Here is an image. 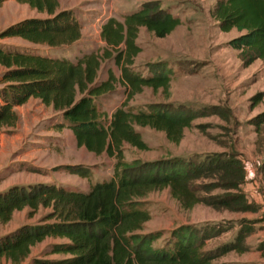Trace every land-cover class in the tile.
Listing matches in <instances>:
<instances>
[{
  "label": "trees",
  "instance_id": "trees-1",
  "mask_svg": "<svg viewBox=\"0 0 264 264\" xmlns=\"http://www.w3.org/2000/svg\"><path fill=\"white\" fill-rule=\"evenodd\" d=\"M6 1L0 0V6ZM16 1L46 17L16 22L0 32V40L18 38L55 50L81 39L79 21L69 10L58 11L56 0ZM210 16L222 33L236 30L240 34L226 45L238 52L242 67L257 60L264 66V0H216ZM180 25V19L158 3L146 2L122 21L108 18L99 32L103 47L74 61L0 45V132L16 125V108L33 98L57 113L54 128L70 130L78 148L115 159L111 179L96 183L86 192L49 183L15 185L0 192L2 225L24 209H28L29 216L43 211L36 224L23 225L0 237V260L23 264L32 248L47 239L63 242L52 244L49 252L33 258L30 264H214L230 252L246 251L244 241L254 232L253 222L246 219L238 221L233 240L213 248H206L213 237L207 225H180L161 247L154 246L162 236L159 232L143 233L151 220L143 199L162 190H167L184 211L203 205L217 212H255L256 206L242 190L244 163L232 146L226 153L204 157L169 156L126 162L123 156L124 144L138 151L149 150L134 127L161 132L168 143L178 145L197 118L216 115L228 120V107L194 110L182 104L163 103L150 104L146 110L120 107L109 119L100 109L101 100L117 84L130 99L144 88L169 94L171 70L157 63L147 66L146 76L135 71V59L141 53L136 41L142 28L163 39ZM104 61L113 63L120 73L118 77L108 70L106 80L97 81ZM263 97L264 93L252 97V105ZM250 123L260 133L264 111ZM69 172L86 177L80 168H70ZM257 250L264 251V241ZM50 255L63 257L47 259Z\"/></svg>",
  "mask_w": 264,
  "mask_h": 264
},
{
  "label": "rangeland",
  "instance_id": "rangeland-1",
  "mask_svg": "<svg viewBox=\"0 0 264 264\" xmlns=\"http://www.w3.org/2000/svg\"><path fill=\"white\" fill-rule=\"evenodd\" d=\"M56 1L58 11L69 10L79 21L81 39L78 42L55 50L30 45L18 38L1 39L0 45L63 56L74 61L83 54L103 47L99 32L108 18L122 21L126 14L136 11L143 3L156 2L181 21V25L166 38L158 39L142 28L136 41L141 53L135 59V71L146 76L149 74L147 66L157 63L171 70L169 94L144 88L130 99L125 89L117 84L114 91L101 100L100 109L108 119L120 107L146 110L150 104L161 103L173 106L182 104L194 110L215 105L232 109L228 120L216 115L194 120L193 127L184 131L178 145L168 143L161 132L134 127L149 150L138 151L124 144V161L147 162L169 156L204 157L226 153L232 146L233 150L241 153L236 152L250 169L260 166L262 158H254L256 151L250 139L252 126L247 121L251 119L252 112L264 111V97L260 104L252 105V97L264 92V71L260 62L242 67L238 52L227 47L226 43L236 32L222 33L211 18L210 10L216 0ZM33 17L44 18L46 14L38 13L16 0H7L0 6V32L18 21ZM108 70L116 77L120 74L111 61H104L97 81L106 80ZM2 87L0 84V90ZM16 113V125L0 132V192L11 186L36 183L63 185L86 192L96 183L111 179L115 159L105 153L96 156L84 148H78L70 130L58 131L54 128L59 116L50 107L32 98L16 108ZM240 136L245 138L241 140ZM68 168H80L86 177L71 174ZM143 201L151 214V220L145 224L143 233L159 232L162 235L154 243L155 247L163 246L169 233L180 225H207L210 228L207 232L213 237L206 248L233 240L239 226L240 215L236 213L217 212L203 205H197L190 211L181 210L167 190L152 192ZM42 215L43 211H39L29 216L28 209L14 213L9 223L0 224V237L23 225L36 224ZM251 236L244 241L246 251L230 252L218 258L214 264H264V251L257 250L264 240V230L256 226ZM60 242L63 241L47 239L36 245L23 264H30L33 258L49 252L52 244ZM62 257L50 255L46 258L58 260ZM0 264L10 263L2 259Z\"/></svg>",
  "mask_w": 264,
  "mask_h": 264
},
{
  "label": "crops",
  "instance_id": "crops-1",
  "mask_svg": "<svg viewBox=\"0 0 264 264\" xmlns=\"http://www.w3.org/2000/svg\"><path fill=\"white\" fill-rule=\"evenodd\" d=\"M232 31L236 32V35L233 36L232 38H235L238 35H240L236 30H231L230 32H232ZM257 62H260V65H262V71H264V66H263L262 62L260 60H257L254 63H257ZM262 77L264 78V75ZM262 93H264V92H262ZM260 103H258V104H260ZM229 109L232 110L231 108H229ZM259 113H261V112H259V111L252 112V114L250 115L251 119H253ZM251 119H249L247 122H248V124H250L252 126V129L250 131V136H251L250 139L252 140V142H254V147H255V151H256L254 158H260V159L262 158V160L260 161L261 162L260 166L253 168V170H252V169H250L248 164L245 163V161L242 159L244 166H245V172H246L245 183L243 185L242 190H243L244 194L246 195L248 201L251 202L252 204H254L256 206L257 210L255 212L236 213V214L240 215L238 220L246 219V220L252 221L253 222L252 227L254 229L257 226L258 229L261 228L262 230H264V144H263V142H264V126H262V130L260 131V133H258L256 131L254 125H252L250 123ZM240 131H241V129H240ZM239 138L242 140L245 137L240 136ZM258 139L259 140L261 139V142L257 143ZM234 151H236V150H234ZM237 153H239V152H237ZM239 154L241 155V153H239ZM259 154H262V155H259ZM258 224H259V226H258ZM253 234H254V232L251 235L253 236ZM249 237L246 238V241H247V239H249Z\"/></svg>",
  "mask_w": 264,
  "mask_h": 264
}]
</instances>
